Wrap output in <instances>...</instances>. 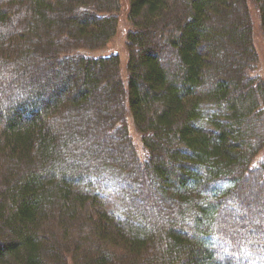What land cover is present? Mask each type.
Here are the masks:
<instances>
[{
  "label": "trees",
  "instance_id": "16d2710c",
  "mask_svg": "<svg viewBox=\"0 0 264 264\" xmlns=\"http://www.w3.org/2000/svg\"><path fill=\"white\" fill-rule=\"evenodd\" d=\"M128 1L122 76L117 53L99 55L119 0H0V264H264V226L220 212L246 209V181L264 176L249 9L264 36V0ZM51 61L72 91L20 86ZM127 114L142 160L115 125ZM107 133L123 150L92 153Z\"/></svg>",
  "mask_w": 264,
  "mask_h": 264
},
{
  "label": "rangeland",
  "instance_id": "374dc122",
  "mask_svg": "<svg viewBox=\"0 0 264 264\" xmlns=\"http://www.w3.org/2000/svg\"><path fill=\"white\" fill-rule=\"evenodd\" d=\"M119 4H120V11L118 13V15H116L117 18V30H116V34L113 36V38L111 39L110 42H108L106 44V49H104L102 52L99 53V55H111V54H115L118 55L120 62H121V72H122V76L125 74V66H126V61H127V49H126V35L128 34V32L131 30V27L128 23L127 20V12H128V7H129V1L128 0H119ZM250 14H251V29H252V42H253V49L255 51L256 57H257V65H256V70L254 71V74L259 76L263 83H264V36H263V32H262V27H261V23L259 22V18H258V14L256 13V11H254L253 6L250 5L249 6ZM83 20V21H90L91 17L89 15H80L79 16V20ZM97 53H95L96 55ZM94 55V53L92 54ZM170 60H172L171 58H168ZM164 66H167L168 64H163ZM62 67V66H61ZM60 71V65H58V62H53L51 61L50 64H43V65H37V66H33L32 67V71H30L29 73H27L26 78H24L21 81V85L20 86H28V88H32L34 86L33 82L32 84H30V86L28 85V81H32V80H41L43 78H45V80H56V82L58 83L57 87L54 88H50L49 85L46 86L44 88L45 92L48 93H52V94H58L60 96L66 95L67 92L72 91V83L69 86H66L67 88H63V86H59V82L62 79L58 78V73ZM6 78H2L0 79V82H2L3 80H5ZM28 80V81H26ZM70 81H73L72 79ZM27 82V83H26ZM66 90V91H65ZM4 95L5 96V92L0 93V97ZM25 109V108H24ZM116 124H119L121 126V128H123V125L126 126V124H128V129H129V134L132 138V143L135 146L136 152L137 154L140 156V159L142 160L143 158V153H142V149L140 146V138L134 133V131L131 128V124L129 123V116L127 114V116L125 117V121L123 124L116 122ZM107 136H109V138L104 139L103 144L98 145V146H93L90 148V150L92 151V153H96L98 150H103L105 152H114L112 150H115L116 148L118 149H122L120 142L118 141V136L112 133H107ZM111 139L113 140L112 143H110L108 140ZM120 155H122V152H117ZM264 157V156H263ZM114 158V157H113ZM139 159V158H138ZM139 159V160H140ZM108 175H112V176H117L116 170L114 169L113 171H109ZM120 182V180L118 181H111L109 180V186H114L116 187V184H118ZM263 182L264 183V176H254L252 178H249L248 181H246V185H244V192L247 195V198H249V202L250 205L246 207V209L241 208L240 211L238 212H232V214L230 213H225L226 210H228L229 208H231L230 205H225L221 210L223 211V218L226 222V224L228 226H234L235 229H238L240 226L244 227V228H251L252 226H255L259 223L261 225L264 226V195L263 194H256L255 191L257 190V186L258 183ZM261 185V184H260ZM218 184L214 185L213 187L210 188V190L213 189H217L218 188ZM262 193V192H260ZM154 196H156V194L154 193ZM108 205L110 208H114L115 204L112 201H107ZM160 210H162L161 213H164V208L162 206H160ZM245 211L244 214L240 213L242 211ZM163 215L161 214V217ZM243 217L241 222H239V217ZM164 217V216H163ZM258 228V227H257ZM258 235V234H256ZM240 238L243 239V241H248L250 239H253L254 236L250 235L248 233H242L239 236ZM214 250H217V255H219V249L214 248ZM217 257V256H216ZM219 257V256H218ZM220 259V258H219ZM223 260V259H222ZM227 261H231L232 264H244V262H239L236 261L234 259V257H230L229 259H226Z\"/></svg>",
  "mask_w": 264,
  "mask_h": 264
}]
</instances>
